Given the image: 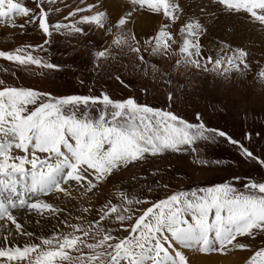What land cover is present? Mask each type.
Instances as JSON below:
<instances>
[{"label":"snow or ice","instance_id":"6c2138e0","mask_svg":"<svg viewBox=\"0 0 264 264\" xmlns=\"http://www.w3.org/2000/svg\"><path fill=\"white\" fill-rule=\"evenodd\" d=\"M124 3L113 15L107 0H78L71 6L67 0H34L33 7L23 0H0V24L16 27L21 18L22 33L32 26L43 38L0 50V58L25 72L33 66L59 70L42 55L53 36L88 39L95 30L105 44L85 45L93 69L124 87L130 85L122 71L151 73L169 87L173 75L197 72L230 82L232 74L251 71L246 47L209 38L218 25L233 39L248 26L264 33V0H200L199 14H189L191 4L184 0ZM145 14L161 20L151 34H138L135 21ZM53 16L58 17L54 22ZM257 76L264 81V64H258ZM140 91L148 94L147 88ZM172 98L168 91L167 105L155 106L131 94L113 98L91 89L86 95L54 94L0 79V264H189L186 251L203 256L248 252L240 264H264V175L233 174L163 198H150L168 188L160 181L131 191L119 182L122 170L169 153L190 155L200 167H231L222 159L204 158L209 145L220 143L264 169V151L256 154L243 143L252 139L249 131L236 139L226 129L210 127L199 111L192 117L175 111ZM109 184L114 198L96 206L91 197L103 196Z\"/></svg>","mask_w":264,"mask_h":264},{"label":"rangeland","instance_id":"374dc122","mask_svg":"<svg viewBox=\"0 0 264 264\" xmlns=\"http://www.w3.org/2000/svg\"><path fill=\"white\" fill-rule=\"evenodd\" d=\"M112 1L124 3V0ZM77 2L78 0H67L69 6ZM23 3L28 7H33L34 0H23ZM59 6L63 9V4ZM66 11L64 10V15H66ZM109 12L118 15L115 9L109 10ZM146 15L160 18L151 14ZM57 18L53 16L52 21L54 22ZM160 20L157 22L159 23ZM21 23L23 20L17 18L16 27L0 24V50L10 51L24 43L43 42L42 34L32 26L22 33L19 28ZM154 29H150L147 34H151ZM252 29L257 32L258 43L254 45V48L250 46V43H246L249 47L243 46L250 52L251 71L247 76L232 74L230 82L224 79H215L214 81L212 74L189 72L185 76L173 75L172 84L169 87L159 78L154 79L151 73L144 76L143 73L134 74L122 71V78L130 85L124 87L118 81L110 78L106 72L98 74L93 69L90 50L85 45L90 43L96 48H102L105 44L101 33L95 30L92 31L88 39L61 34L53 36L51 44L46 46L48 47L47 53L42 55H45L50 62L60 65L59 70H40L33 66L32 70L25 72L16 70L11 62L0 58V79L6 83H15L17 86H33L54 94L86 95L89 89L97 95L102 90L107 91L113 98L127 97L131 94L140 102L147 100L148 103L155 106H166L167 92L171 91L173 93L171 103L175 111L189 117L194 116L195 111H199L210 127L226 129L236 139H242L244 132L249 131L252 139L244 140L243 143L254 153L259 154L264 151V140L256 135V133L264 135V81H261L257 76V72L258 64H264V55H262L264 52L258 49L259 45L264 44V33L259 31L258 26H253ZM216 38L215 36L209 39L217 40L218 38ZM204 43L208 44L209 42ZM156 62L165 67L169 66L163 60L157 59ZM6 69L8 71H5ZM13 70L16 71L15 76L11 74ZM41 71H43L42 75L39 74ZM81 80L83 84H81ZM141 88H147L148 94L142 93ZM249 110L253 115H248ZM204 158L208 160L219 158L226 161L231 167H200L193 163L190 155L169 153L157 158L150 157L145 164L122 170L119 173V182L131 191L145 185H154L156 181H160L161 184H167L168 188L154 191L150 198H163L166 193L170 194L172 191L222 182V179H228L233 174L256 179L264 175V169H260L254 162L244 160L239 156L237 150L227 143L209 145ZM133 177L139 179L133 182ZM113 184L119 186L117 181H113ZM113 184L103 186V196L97 193L91 197L96 206L109 197L114 198ZM237 187H242V185L237 184ZM259 243L256 241L257 245ZM185 254L188 256L190 264H196L192 260L194 253L186 251ZM235 254L239 257L235 260V264H240V261L249 255L248 252L236 251L225 257Z\"/></svg>","mask_w":264,"mask_h":264},{"label":"bare ground","instance_id":"6f19581e","mask_svg":"<svg viewBox=\"0 0 264 264\" xmlns=\"http://www.w3.org/2000/svg\"><path fill=\"white\" fill-rule=\"evenodd\" d=\"M200 2V0H184L185 4H191V7L188 9L189 14H199V10L198 8H196V4H198ZM107 4H108V10H112L115 9V11L119 14L123 8L126 6L125 3H115L112 0H107ZM160 18L158 17H151L148 15H143L140 17H137L136 21H135V27H136V31L137 33H147L149 32L150 29L152 28H156V26L158 27V22ZM224 23V18H221V24ZM253 26H248V27H244L240 30L238 36L236 38H231L228 37L226 35V29L221 28L219 25L217 26L216 30H215V34L214 37L216 36L218 39L220 38H225L226 40L232 39V42L235 45H239V46H247L246 43H250L251 47L254 48V45L257 44V32L254 31ZM248 30H250V32H248ZM216 38V39H217ZM217 39V40H218ZM210 40V39H209ZM209 40H205L204 42H209ZM215 40V39H214ZM248 41V42H247ZM259 45V44H258ZM260 47L258 48L260 51L264 52V44L259 45ZM248 115H253L252 111H248L247 112ZM75 195V194H74ZM72 205L69 204L68 207L70 208ZM189 255V253H188ZM194 255V256H193ZM191 257V255H189ZM239 257L238 255H233V256H229V257H225V256H220V255H211V256H203L200 254H192V260L196 263V264H235V260H237ZM190 260V261H192ZM191 263V262H190ZM189 263V264H190ZM239 263V262H238Z\"/></svg>","mask_w":264,"mask_h":264}]
</instances>
